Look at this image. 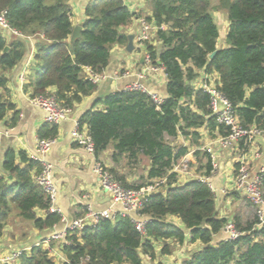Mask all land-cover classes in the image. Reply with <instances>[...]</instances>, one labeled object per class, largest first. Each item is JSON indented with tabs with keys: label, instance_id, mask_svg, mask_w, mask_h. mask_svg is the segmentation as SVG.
<instances>
[{
	"label": "trees",
	"instance_id": "1",
	"mask_svg": "<svg viewBox=\"0 0 264 264\" xmlns=\"http://www.w3.org/2000/svg\"><path fill=\"white\" fill-rule=\"evenodd\" d=\"M70 1L0 0V12L6 10L10 26L24 36L8 41L0 34V89L6 87L5 72L24 58L26 39L35 37L38 67L27 84L31 96L55 94L74 107L97 91L98 85L88 79L85 67L103 73L112 48L127 45L124 28L143 13L131 11L126 0H93L86 7L81 36L71 41ZM146 2L151 14L143 17L158 27L155 40L161 48L151 41L145 45L152 65L161 62L165 69L167 97L157 105L146 91L110 92L79 120L88 125L96 156L112 148L115 162L148 160L143 183L131 184L125 174L111 169L123 185L142 188L166 179L160 188L163 191L153 193L139 210L150 218L145 230L139 231L131 217L117 214L114 219H102L96 227L70 230L69 244L60 243L66 258L62 263L41 242L22 253L20 264H143L144 256H156L158 243L161 254L170 255L174 244H184L187 231L203 247L182 264H264V225L260 226L256 212L243 223L239 217L233 219L239 237L215 240L228 219L220 217L215 192L208 183L200 179L177 183L174 169L188 149L173 143L179 132L196 139L197 129L202 127L219 130L221 135L228 132L212 115L209 93L194 86L202 70L217 75L218 88L234 105L244 127L264 129V0ZM214 11L225 12L229 21L228 46L221 49H217L220 32ZM99 103L105 109H96ZM12 110L11 125L19 113L0 91V121ZM58 133L59 126L49 122L38 131L41 139L57 138ZM208 165L209 175L211 159ZM40 170V162L22 150H8L0 162V239L12 217L30 220L38 230L62 222L60 213L49 211L50 197L35 180ZM169 216L180 219L182 225ZM50 244L56 245L54 240Z\"/></svg>",
	"mask_w": 264,
	"mask_h": 264
},
{
	"label": "crops",
	"instance_id": "2",
	"mask_svg": "<svg viewBox=\"0 0 264 264\" xmlns=\"http://www.w3.org/2000/svg\"><path fill=\"white\" fill-rule=\"evenodd\" d=\"M92 1H70L74 26L81 25L83 29V23L86 19L85 10ZM214 3L217 4L218 0H214ZM126 4L133 12H142L143 16L151 14V9L147 6L146 0H126ZM214 16L220 32L217 49L225 48L228 46L226 36L229 30L227 14L223 11H214ZM140 27V18L135 17L132 24L124 28L127 34L136 35L134 52L129 54L126 46L116 45L112 48L110 63L104 71L107 78L98 85L95 93L86 96L82 102L72 107V117L58 125L57 141L45 155V159L54 167V178L57 186L55 205L63 215L62 222L52 229L38 230L33 226L32 221L20 217H12L0 239L1 254L22 248L29 249L33 245L44 242V246L49 249L55 260L58 263H62L66 259L62 244H60L62 242L54 240L56 245L51 246L46 240L53 236L54 233L64 230L73 220L83 216L88 206L96 210H104L111 206V198L101 188L99 175L94 170L95 163L99 160L108 168L121 171V174H125L122 170L124 168L122 167L121 169L119 167L120 162H115L112 158V148L107 149L99 156H94L75 143L72 132L76 122L95 105V102L100 97L110 92L126 90V87L131 83L141 81L149 91L167 97L168 77L164 67L161 64L153 67L145 59L142 62V58L147 55V48L145 43L143 44L138 40ZM0 34L8 41L15 36L11 31H6L1 27ZM155 35L156 32H152L151 42L156 46H160L161 43L155 40ZM26 42L24 58L15 67L5 72L7 77L6 87L0 89L5 98L16 105V110L19 113L17 122L13 125H11L14 115L13 110L7 113L4 120L0 121V129L8 131V134L4 135L1 140L0 162L3 161L6 152L10 149L26 151L31 157L38 144V131L47 123V113L31 102L32 91L27 87L33 69L38 67V62L35 58L37 39L29 37ZM141 72H146L144 79L139 77ZM212 75L217 77L216 74ZM22 76H24V79H22ZM200 76H202L201 72L198 78ZM199 83L200 80L198 82L196 79L194 86H199ZM96 109L102 110L105 109V106L99 103ZM84 128L88 130L87 123H84ZM220 136L219 130L210 131L206 127L197 129L196 139L192 134L184 135L179 132L173 143L186 147L188 152L176 165L179 169L177 183L180 185L192 179L210 177L220 217H225L228 221H233V219L239 217L243 223L254 215V211L244 192L235 186L234 165L238 157L246 154L251 170H257L264 163V137H259L251 144L240 141L233 149H222L216 143ZM205 147L211 148L218 163V169L209 175L207 171L211 165H208V162L210 159L212 160V156ZM257 152L260 156H256ZM127 180L131 181L132 179L127 177ZM158 191L163 190L159 189ZM116 209L120 210V207L117 206ZM143 219L150 218L144 216ZM168 219L180 226L182 225L177 217L169 216ZM186 233L184 244H174V250L170 255L161 254V244L158 243L156 256L154 258L149 255L144 256L143 264H182L184 259L203 247L199 241L191 240L190 231ZM224 233V231L219 233L215 240L226 238Z\"/></svg>",
	"mask_w": 264,
	"mask_h": 264
},
{
	"label": "built area",
	"instance_id": "3",
	"mask_svg": "<svg viewBox=\"0 0 264 264\" xmlns=\"http://www.w3.org/2000/svg\"><path fill=\"white\" fill-rule=\"evenodd\" d=\"M6 14V10L0 12V27L6 31H11L15 36H23L21 32L10 26ZM140 23L141 27L138 40L143 44L147 41L150 42L152 40V32H157L158 27L154 23L147 21L145 17H140ZM162 28H165V26L163 25ZM145 60L152 65L148 51ZM85 71L88 79L97 85L107 78L104 72L96 73L90 67H85ZM145 75L146 72H141L139 77L144 79ZM201 75L200 78H197L198 82L200 80L199 86L196 85L195 88H202L209 93L212 115L215 116L220 125H224L228 129L227 134L221 135L216 142L222 149H233L240 141L251 144L259 137H264V129L255 126L247 128L241 124L234 105L218 88L217 77H214L204 70L201 71ZM22 79H24V76H22ZM126 90L146 91L151 95L157 105H160L165 100L164 96L149 91L141 81L131 83L126 87ZM31 102L47 113V122L51 124L59 125L62 121L72 117L73 108L59 101L55 94L32 96ZM6 134H8V131H2L0 129V145L1 140ZM72 136L77 145L86 149L90 154L96 155L92 136L89 130L84 128V124L81 125L79 120L76 122ZM56 141L57 138H39L36 150L31 154V158L39 161L41 164V170L37 174L35 180L50 197L51 205L49 211L61 214L60 209L55 205L57 186L54 178V167L45 159V155L55 145ZM206 150L212 156L211 173H213L218 169V163L215 160L211 148H206ZM256 156H260V154L257 152ZM94 170L99 175L101 188L108 193L111 198V206L104 210H96L88 206L83 216L73 220L64 230L54 233L53 236L46 240L49 243L52 240H58L62 243L65 242V244H69L67 236L70 230H83L88 226L96 227L102 219H114L117 214L131 217L137 229L144 232L145 224L149 219H143L144 215H141L139 210L153 193L158 192L161 186L166 182V179L157 180L142 188H128L123 185L122 181L118 179L115 173L103 162L97 160ZM174 170L178 173V166H176ZM234 172L236 188L244 192L246 199L250 202L258 216L260 226L264 225V163L261 164L257 170L252 171L247 155L243 154L237 158V162L234 165ZM199 179L208 183L211 188H213L210 177L206 176ZM117 206L120 207V210L116 209ZM223 231L227 234V239H236L241 235V232L235 228L233 221H228ZM27 249L28 248L17 249L6 254L0 253V264H20V256ZM86 260H88V257Z\"/></svg>",
	"mask_w": 264,
	"mask_h": 264
},
{
	"label": "rangeland",
	"instance_id": "4",
	"mask_svg": "<svg viewBox=\"0 0 264 264\" xmlns=\"http://www.w3.org/2000/svg\"><path fill=\"white\" fill-rule=\"evenodd\" d=\"M160 46H158V49H159ZM130 54V53H129ZM178 147H180L179 145H177ZM148 160L147 159H143L141 163L139 164H126V161L125 160H122L120 161L119 163V167H122L124 169H122L125 173V175L128 177V178H131L132 180L129 181L131 184H135V183H143V182H146L147 181V168H148ZM121 172V171H120ZM136 177V178H135ZM263 192H264V189H263ZM253 211H254V208H253ZM12 223H14V221H12ZM24 227V226H22ZM225 236L227 237V234L224 233Z\"/></svg>",
	"mask_w": 264,
	"mask_h": 264
},
{
	"label": "water",
	"instance_id": "5",
	"mask_svg": "<svg viewBox=\"0 0 264 264\" xmlns=\"http://www.w3.org/2000/svg\"><path fill=\"white\" fill-rule=\"evenodd\" d=\"M81 31H82V26L81 25H76L74 26V30L73 33L71 35V41H74L75 39H77L78 37L81 36ZM136 35L135 34H128V42L126 45V50L129 53H133L135 50V44H134V40H135ZM8 50V46L5 48L4 51ZM217 51L213 52L210 55V58L212 59L215 55H216ZM145 57L142 58V62L144 61ZM159 64H162L161 62H159Z\"/></svg>",
	"mask_w": 264,
	"mask_h": 264
}]
</instances>
